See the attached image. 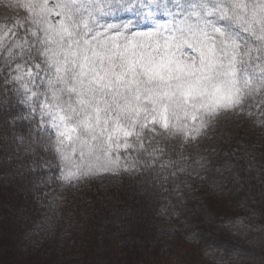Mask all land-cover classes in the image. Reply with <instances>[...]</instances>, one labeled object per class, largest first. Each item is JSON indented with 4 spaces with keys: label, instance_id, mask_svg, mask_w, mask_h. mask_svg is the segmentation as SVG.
<instances>
[{
    "label": "snow or ice",
    "instance_id": "1",
    "mask_svg": "<svg viewBox=\"0 0 264 264\" xmlns=\"http://www.w3.org/2000/svg\"><path fill=\"white\" fill-rule=\"evenodd\" d=\"M225 120L264 137V0H0V137L46 217L31 245L74 187L127 178L152 200L204 179Z\"/></svg>",
    "mask_w": 264,
    "mask_h": 264
},
{
    "label": "trees",
    "instance_id": "2",
    "mask_svg": "<svg viewBox=\"0 0 264 264\" xmlns=\"http://www.w3.org/2000/svg\"><path fill=\"white\" fill-rule=\"evenodd\" d=\"M241 128L231 125L227 131L230 135L224 136L227 140L213 137L209 141L206 155L212 164L207 173H200L204 179L194 176L187 186L177 189L172 185L171 191L163 193L157 190L152 200L143 199L139 186L138 191L136 186H130L132 190L122 191L114 214H109L111 208L106 209L108 204L103 205L98 198L84 215L77 214L75 230L67 229V234L82 243L83 264H133V259L141 257L159 233L168 234L167 231L185 243L204 248L206 257L219 264H264V237L259 233L264 224V137L258 128L255 132L253 128ZM237 141L250 147L255 160L241 154ZM15 150V144L0 137V264H66L58 251V240L66 233L64 222L68 219L69 223L74 212L66 209L55 236L42 238L38 246L27 242L26 232L35 224L38 209L29 195L28 170L13 164L17 159ZM229 152L235 154L229 157ZM12 169L22 171L25 177L13 175L16 172ZM91 199L95 200V196ZM78 200H70L67 207L80 210L78 205L85 206L86 202ZM125 210L127 215L121 213ZM236 216L243 225L233 229L228 218ZM138 220L146 226L145 233L138 228ZM117 239L121 243H116ZM209 245L237 249L240 256L215 252ZM102 251L115 260L101 263L98 255Z\"/></svg>",
    "mask_w": 264,
    "mask_h": 264
},
{
    "label": "rangeland",
    "instance_id": "3",
    "mask_svg": "<svg viewBox=\"0 0 264 264\" xmlns=\"http://www.w3.org/2000/svg\"><path fill=\"white\" fill-rule=\"evenodd\" d=\"M227 125L229 126L232 125L233 127H235V129L236 128L239 129L241 127H242L241 129H243L244 127V128H251L252 130V127L250 125L241 124L239 127H237L230 121L227 120L222 121L220 124L219 133L222 131L223 132L220 138L223 137L226 140L227 137L224 136L230 135L227 132L229 127ZM223 127L225 128L221 130ZM225 129L227 134L225 133ZM253 132H255L254 129ZM214 139L216 138L214 137ZM16 170L17 169H12L11 172L12 171L16 172ZM130 186H132V188L135 189V186L131 183H128L127 180L121 181L120 179H116V180H104L103 182H97L91 185H81L78 187H74L70 189L69 192L66 194L67 195L66 204H69L70 200L75 202V199H79L78 201L84 200V203L86 202L85 206L78 205L80 210L76 209L77 207L71 208L66 206L60 208L57 210L58 217L53 218V222L57 220L59 217L64 216L65 214L64 212L69 210L70 208L74 213L71 216L69 223H68V219H66L68 224H66V221L65 222L63 221L65 223L64 230L66 231L65 234H67V229H71V230L73 229L74 231L75 227L73 225L77 222L76 219L77 214H83L86 211L87 207L93 205L94 201L98 202L97 198L103 203V205H105L106 203L108 204L106 206V209L111 208V210L110 209L108 210L110 211L109 214H114L115 213L114 209L117 206V203L120 201L119 197L122 196V191L124 190V188L131 189ZM135 190L137 191L139 190L138 186H136ZM135 190L133 192H135ZM88 195L91 197L95 196V200H92L91 197H88ZM41 203L42 202L40 201L34 200V206H36L37 209H38V205H40ZM121 213H123V215H127L126 210L125 212H121ZM36 214L37 217L35 219V224H39L42 220L46 219V217L43 216L39 210L37 211ZM69 225H71V227H69ZM137 225L140 230L143 229V233L146 232V226H144V224L142 225V222L140 220H138ZM160 231L162 232V229H160ZM167 233L168 234L159 233L156 236V238L148 244L149 246L147 251L141 257H137L133 259V264H219L206 257L205 255L206 251L204 248L202 247L200 248L196 245L185 243L182 240H180L179 237H177L176 235L168 231ZM141 238H143L144 240L143 234ZM116 243H121V240L119 241L117 239ZM83 249L84 247L82 243L81 242L77 243L74 239H72L71 235L67 234L66 239L64 238V234L59 237L58 251H60L62 261H66V264H83V260H84V255L82 254ZM108 259L113 261L115 260L113 255L109 253H104L103 251L98 255V260L101 263L106 262V260ZM110 263L111 261L108 264ZM229 264H235V263H229ZM254 264H258V263L255 262Z\"/></svg>",
    "mask_w": 264,
    "mask_h": 264
}]
</instances>
